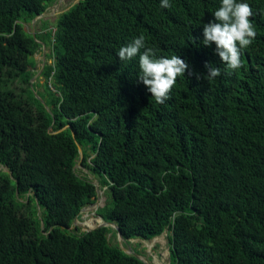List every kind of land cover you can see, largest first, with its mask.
Listing matches in <instances>:
<instances>
[{"label":"trees","instance_id":"16d2710c","mask_svg":"<svg viewBox=\"0 0 264 264\" xmlns=\"http://www.w3.org/2000/svg\"><path fill=\"white\" fill-rule=\"evenodd\" d=\"M54 1L0 0V264H144L110 226L69 230L96 197L78 145L109 196L97 214L126 241L167 230L170 264H264V0H248L257 35L238 70L199 41L219 0H78L26 31ZM140 34L189 64L162 104L117 56ZM39 41L54 54L42 101ZM206 62L221 74L197 80Z\"/></svg>","mask_w":264,"mask_h":264},{"label":"clouds","instance_id":"9594fccd","mask_svg":"<svg viewBox=\"0 0 264 264\" xmlns=\"http://www.w3.org/2000/svg\"><path fill=\"white\" fill-rule=\"evenodd\" d=\"M160 6L169 8L171 0H160ZM211 15V19L201 23L203 27L200 44L212 48L213 53L226 65V69L238 70L242 66L243 51L252 44L257 35L255 25L250 19L254 15L252 6L248 0H219V6ZM117 56L121 61L137 60V81L161 104L170 97L177 77L184 76L189 69V64L179 54L158 55L154 47L147 46L143 34L133 37L130 42L121 46ZM205 67L207 72L195 74L197 80L201 77L212 80L221 74V69L212 66L211 62H206Z\"/></svg>","mask_w":264,"mask_h":264},{"label":"rangeland","instance_id":"374dc122","mask_svg":"<svg viewBox=\"0 0 264 264\" xmlns=\"http://www.w3.org/2000/svg\"><path fill=\"white\" fill-rule=\"evenodd\" d=\"M77 1L78 0H55L53 3H51L48 6V8L46 9V11L43 13L42 16L37 17L34 21L32 20L30 22L24 23V29L26 31H29L35 34L36 32L42 31L44 23H46L48 28H53L57 22L58 16ZM31 59L33 62H35V65L31 68L33 72V77H32L33 80L31 79V81L32 83H35L37 81L40 84L39 86L36 87L34 92L38 91L42 93L44 89V86H43L44 77L41 75L42 71L40 73L39 71L42 67L43 60H44V64L46 63L52 64L54 61V54L52 51L51 43L41 45L37 49L34 56L31 57ZM16 84H20V82ZM0 170L7 171V168L3 165H0ZM75 171L79 175H87L89 179L97 183L99 191L102 192L103 197H104L103 203L97 206V208L95 209H92V207L94 203L97 202L98 200L97 197H94L92 203L86 204L85 206L82 207V210H80V212L77 215V219H75V221L72 222V225L69 228L70 231L79 233V232L85 231L84 230L85 228L83 227L82 223L85 222L86 219H89V218L96 219L97 217L102 218L100 215L97 214V209L99 207H103L106 204V202L109 199V196H108V193L106 192V187L100 186V183L97 177H95L86 168L82 166H78L76 167ZM19 200H23V199L20 198ZM40 213H41V210L39 209V207H37V214L40 215ZM102 220L105 221L103 218ZM111 228L113 230L107 234V239L110 244H117L120 247H123L125 249H127V245L131 246V248L134 251L136 249L138 251L137 253L141 254L143 257L146 258L147 264H156L155 263L156 258L160 264H170L169 241H168L169 231L165 230L161 235L154 237L156 240L153 238L150 240L134 238V239H130L131 241L130 240L126 241V240L121 239L118 236L117 231L113 227ZM148 244H150V247H148Z\"/></svg>","mask_w":264,"mask_h":264},{"label":"water","instance_id":"95a60500","mask_svg":"<svg viewBox=\"0 0 264 264\" xmlns=\"http://www.w3.org/2000/svg\"><path fill=\"white\" fill-rule=\"evenodd\" d=\"M42 15H43V13L40 14V15H37V16L33 19V21H34L37 17L42 16ZM33 35H34V33H33ZM39 42H40V41H39ZM40 43H41V45H44L42 42H40ZM43 66H44V60H43L42 67H41L39 73L42 71ZM32 80H33V79H32ZM31 82H32V81H31ZM34 94H35V96H36L40 101H42V99L37 95L36 92H34ZM45 107L47 108L48 111L50 110L46 104H45ZM78 153H79V160L74 164V166H73V170H75L76 167L81 166V160H82V148H81L80 145H78ZM92 183L94 184V186H95V188H96V197H97V199H98V195H99L98 184L95 183L94 181H92ZM96 203H97V202H95L94 204H96ZM81 210H82V209H81ZM75 219H77V216L74 217V220H73V221H75ZM104 226H110V227H113V228L117 231L118 236H119L121 239L125 240V239L122 237V234H121V232H120V230H119L118 225H117L116 223H114V222L104 221L102 224H99L98 226H96V227H94V228H85L84 230L87 232V231H91V230H93V229H95V228H98V227H104ZM121 248H122L126 253L133 254L135 257H137L138 259L142 260V261L144 262V264H147V260H146V258L143 257L141 254L135 252V251L131 248V246L127 245V249H125V248H123V247H121Z\"/></svg>","mask_w":264,"mask_h":264},{"label":"bare ground","instance_id":"6f19581e","mask_svg":"<svg viewBox=\"0 0 264 264\" xmlns=\"http://www.w3.org/2000/svg\"><path fill=\"white\" fill-rule=\"evenodd\" d=\"M104 201V197H103V194L101 191H99V197H98V200H97V203L93 205L92 209H95L97 208V206L101 205ZM86 214V213H85ZM96 218V217H95ZM104 221L102 220V218L100 217H97L96 219H93V218H89V219H86L85 222L82 223L83 227L84 228H94L96 227L97 225L99 224H102ZM80 223V222H79ZM155 239V238H153ZM156 240V239H155ZM131 241V240H130ZM153 241V240H152ZM155 242V241H154ZM148 247H150V244H148ZM147 252V251H146ZM162 255V254H161ZM164 255V254H163ZM162 261V260H161ZM155 263L156 264H160L156 258L155 260Z\"/></svg>","mask_w":264,"mask_h":264}]
</instances>
